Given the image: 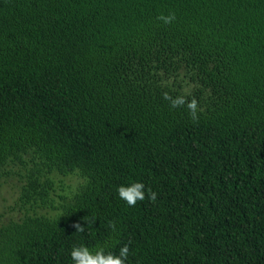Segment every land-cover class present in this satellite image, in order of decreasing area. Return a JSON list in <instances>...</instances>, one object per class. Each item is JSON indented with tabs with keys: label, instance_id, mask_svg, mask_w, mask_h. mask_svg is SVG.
<instances>
[{
	"label": "trees",
	"instance_id": "16d2710c",
	"mask_svg": "<svg viewBox=\"0 0 264 264\" xmlns=\"http://www.w3.org/2000/svg\"><path fill=\"white\" fill-rule=\"evenodd\" d=\"M10 163L25 210L0 222V264H74L81 245L264 264V0H0V174ZM56 175L77 176L58 203ZM134 182L129 206L117 189Z\"/></svg>",
	"mask_w": 264,
	"mask_h": 264
},
{
	"label": "clouds",
	"instance_id": "9594fccd",
	"mask_svg": "<svg viewBox=\"0 0 264 264\" xmlns=\"http://www.w3.org/2000/svg\"><path fill=\"white\" fill-rule=\"evenodd\" d=\"M158 19L163 20L165 23H171L175 19V16L174 14L167 17L162 15L158 17ZM163 98L170 101L173 108L186 106L192 118H197L198 101L194 97L189 101L185 96L181 95L173 98L169 93L165 92ZM117 192L119 197L129 206H135L137 201H143L145 199L144 185L140 182H134L130 186H120L117 189ZM156 195L155 192H150L148 198L155 201ZM74 227L77 231L84 230L79 223L75 224ZM110 227H113L114 229V224H112V222H110ZM128 254L129 248L127 245L120 249L118 255L112 253L105 254L103 248H100L93 253L88 247L83 245L74 246L70 252L74 264H125Z\"/></svg>",
	"mask_w": 264,
	"mask_h": 264
},
{
	"label": "rangeland",
	"instance_id": "374dc122",
	"mask_svg": "<svg viewBox=\"0 0 264 264\" xmlns=\"http://www.w3.org/2000/svg\"><path fill=\"white\" fill-rule=\"evenodd\" d=\"M26 167L22 164L10 163L0 174V222L12 217H18L24 213V207L20 209L18 199L20 186L23 183L21 176L25 173ZM61 178V179H60ZM77 181V176L55 177V202L61 201V195L65 194ZM48 210H41L47 212Z\"/></svg>",
	"mask_w": 264,
	"mask_h": 264
}]
</instances>
